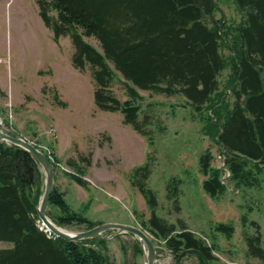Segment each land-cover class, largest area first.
Returning <instances> with one entry per match:
<instances>
[{"label":"trees","instance_id":"trees-1","mask_svg":"<svg viewBox=\"0 0 264 264\" xmlns=\"http://www.w3.org/2000/svg\"><path fill=\"white\" fill-rule=\"evenodd\" d=\"M232 2L239 19L227 22L223 15H216V0H36L39 17L51 29L54 41L70 38L72 65L81 71L89 69L96 107L120 112L123 123L149 145L152 120L148 113L141 117L139 89L180 94L194 110L207 111V128L223 162L222 168L213 166L208 148L199 156L202 188L211 197L224 193V178L236 188H252L260 186L264 174V0ZM85 36L94 37L99 48ZM225 68L232 101L219 90ZM115 79L122 84L123 100L111 89ZM53 156L55 167L59 159ZM79 160L66 163L76 171L75 180L85 186L81 164L88 165L89 159L80 155ZM39 167L27 151L0 141V241L11 244L0 248V264H115L104 252L105 238L69 241L41 228L36 209L41 196ZM151 171L147 156L128 173L131 185L150 208V217L142 225L177 256L191 252L208 264L215 259L214 243H207L182 221L177 228L156 213V193L147 184ZM224 171L228 175L222 178ZM180 182L172 177L167 185V197L175 204ZM48 207L59 209L60 215H53L57 225H96L71 210L56 187ZM249 224L256 232L244 235L246 254L264 264L260 226L253 220ZM214 231L228 239L234 226L218 222Z\"/></svg>","mask_w":264,"mask_h":264},{"label":"rangeland","instance_id":"rangeland-1","mask_svg":"<svg viewBox=\"0 0 264 264\" xmlns=\"http://www.w3.org/2000/svg\"><path fill=\"white\" fill-rule=\"evenodd\" d=\"M216 1L217 16L223 15L227 22L239 19L232 0ZM85 40L99 48L94 37L85 36ZM73 50L68 36L54 41L51 29L39 17L36 0H0V117L50 158L55 155L59 159L54 167V187L69 208L96 225L118 222L141 228L156 248L154 264H202L191 252L177 256L142 225L150 217V208L131 185L128 173L150 156L152 171L147 184L156 193V213L177 228L182 221L207 243H214L215 259L208 264H261L246 254L244 235L256 232L249 224L256 221L264 248V174L259 187L236 188L224 178L228 175L224 171L226 190L218 197L209 196L202 188L199 156L208 148L214 156L213 166L222 168L223 162L207 128V111L194 110L180 94L139 89L143 96L141 117L148 113L152 120L153 143L149 145L144 136L123 123L120 112L96 107L89 69L81 71L72 65ZM223 54H229L226 48ZM228 74V68L221 72L219 90L232 101ZM111 89L121 100L126 98L117 79ZM80 155L89 159L88 165L81 164L85 186L75 180L76 171L66 163L67 159L80 161ZM39 171L42 195L44 173L41 167ZM172 177L181 181L178 207L167 197ZM47 210L52 221L53 215H60L56 207ZM218 222L234 226L230 238L214 231ZM58 226L70 231L88 229L86 223ZM103 244L115 264H144L143 253L138 252L140 242L131 233L107 238ZM8 246L9 242L0 241V248Z\"/></svg>","mask_w":264,"mask_h":264},{"label":"water","instance_id":"water-1","mask_svg":"<svg viewBox=\"0 0 264 264\" xmlns=\"http://www.w3.org/2000/svg\"><path fill=\"white\" fill-rule=\"evenodd\" d=\"M0 141H5L14 145H17L27 151L40 165L44 173V190L39 203L36 207L38 218L41 223V228L51 233L54 236L63 238L69 241H79L88 238H111L120 233H131L137 236L143 253L144 264H154L156 261V248L141 228L118 222H103L97 224L91 228L81 231H70L58 226L53 222L46 214L50 196L54 189V167L49 155L43 150L37 147L34 143L27 140L24 136L18 133L16 130L11 128L5 123L2 117H0ZM32 180V169L30 175V181ZM107 230H113L110 234H104Z\"/></svg>","mask_w":264,"mask_h":264}]
</instances>
